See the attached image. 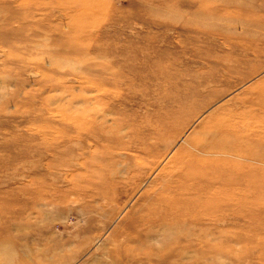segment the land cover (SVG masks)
I'll return each instance as SVG.
<instances>
[{
	"label": "rangeland",
	"instance_id": "obj_1",
	"mask_svg": "<svg viewBox=\"0 0 264 264\" xmlns=\"http://www.w3.org/2000/svg\"><path fill=\"white\" fill-rule=\"evenodd\" d=\"M255 100L264 0H0V264H264ZM224 123L232 154L195 152L218 181L128 237L184 140Z\"/></svg>",
	"mask_w": 264,
	"mask_h": 264
},
{
	"label": "bare ground",
	"instance_id": "obj_2",
	"mask_svg": "<svg viewBox=\"0 0 264 264\" xmlns=\"http://www.w3.org/2000/svg\"><path fill=\"white\" fill-rule=\"evenodd\" d=\"M253 103L256 105H264V101L259 104L258 101L255 100ZM161 130H163L162 127ZM215 131L219 132L218 139L209 145L201 143L200 139L195 136L188 137L184 140L185 146H181L169 160L171 166L173 168L176 167L177 171L168 176L169 178L161 179L157 189L145 191L142 194L143 203L141 206L144 208L141 216L133 214L126 217L124 227L128 232V237L132 236L135 242L143 243L142 241L145 236L154 231L153 229L159 223V219L153 218V215L155 214L157 217L164 215L166 212V210L160 209L158 211L156 208V204L160 199L165 198L166 200L169 197L188 199L191 193H198L202 190L204 185H207V189H209L212 184L218 181L214 175L216 170L213 166L210 167L213 161L197 156L195 152L204 154L226 152V154H232L231 151L235 150L237 145H239L238 140L241 136H239V132L234 131V129L230 127L229 123L217 126ZM246 136L247 135H243L240 139H244ZM155 137L156 141L160 140L157 136ZM150 145V143L142 141L139 147L136 146L135 152H137L140 159H147L153 152L152 149L155 147ZM190 167H193V169L190 170ZM158 190H161V192H158Z\"/></svg>",
	"mask_w": 264,
	"mask_h": 264
}]
</instances>
